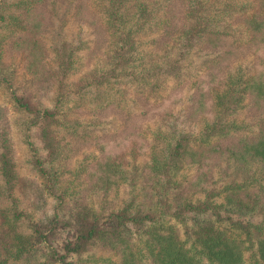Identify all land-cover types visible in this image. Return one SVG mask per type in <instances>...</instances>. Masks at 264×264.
Masks as SVG:
<instances>
[{
    "label": "trees",
    "instance_id": "1",
    "mask_svg": "<svg viewBox=\"0 0 264 264\" xmlns=\"http://www.w3.org/2000/svg\"><path fill=\"white\" fill-rule=\"evenodd\" d=\"M0 90V264H264V0H0Z\"/></svg>",
    "mask_w": 264,
    "mask_h": 264
},
{
    "label": "rangeland",
    "instance_id": "2",
    "mask_svg": "<svg viewBox=\"0 0 264 264\" xmlns=\"http://www.w3.org/2000/svg\"><path fill=\"white\" fill-rule=\"evenodd\" d=\"M242 53H244L242 50H238L237 53H233L232 55H230L227 59V62L232 61L233 59H235L238 56H241ZM0 103H4V95L0 90ZM9 106V105H8ZM11 118L14 121V125H13V132H14V136L16 138V142H17V160H18V164H19V189L18 192L19 194L22 196L23 200H25V202L28 204L29 208L31 210H33L34 212L37 213H48L50 212L56 201L53 200L52 198H44V197H38V193L35 191L34 186L40 182V177L36 175V171L33 170L30 166V163L28 162V158L30 156V150H29V146L26 142V137L23 136L22 133V127L20 124V118L17 115L11 114ZM90 148L88 149H83L81 153L78 155H76L78 157L77 162L80 161L82 162L83 160H85V164L88 163V161L86 160V155L88 154L90 155ZM76 161H72L73 166L77 164ZM85 167V166H84ZM92 167H94L93 165V161L91 162V166L89 167V170L87 171H83L81 176L79 174H76L73 176V179L76 180V184H83V186L88 187L91 184V181L93 179L90 178V168L92 169ZM140 174L138 177V182L141 185L142 184V176H143V170L142 168H140ZM232 170H229L228 172L230 173ZM86 172V173H85ZM85 173V174H84ZM84 174V175H83ZM228 175V174H227ZM245 175H247L244 171L239 172V175H233L230 174L227 176V178L229 179H244ZM88 179L87 182L85 183L84 180ZM70 180V179H69ZM72 180V179H71ZM42 183V182H41ZM74 190L72 189V192ZM96 255V254H95ZM99 256V254H98ZM97 257V255H96ZM107 262V261H105Z\"/></svg>",
    "mask_w": 264,
    "mask_h": 264
}]
</instances>
